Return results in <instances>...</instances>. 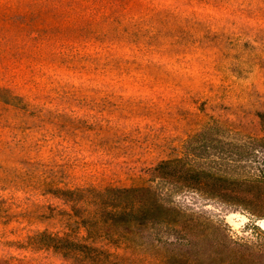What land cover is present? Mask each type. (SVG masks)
Listing matches in <instances>:
<instances>
[{"label": "rangeland", "instance_id": "obj_1", "mask_svg": "<svg viewBox=\"0 0 264 264\" xmlns=\"http://www.w3.org/2000/svg\"><path fill=\"white\" fill-rule=\"evenodd\" d=\"M261 218L264 0H0V264H264Z\"/></svg>", "mask_w": 264, "mask_h": 264}, {"label": "trees", "instance_id": "obj_2", "mask_svg": "<svg viewBox=\"0 0 264 264\" xmlns=\"http://www.w3.org/2000/svg\"><path fill=\"white\" fill-rule=\"evenodd\" d=\"M127 191H130V190H127ZM112 206H115V207H118V206H120V203L119 202H117V203H112L111 204ZM180 211V210H179ZM179 211L178 210H176L175 209V214H178L179 213ZM110 213H112V211H109ZM122 213H127V214H125V217H127L129 214H131L132 213V211H129V212H122ZM154 214L153 215H157V213H159V212H153ZM167 213H165V215H166ZM124 216H120V218H121V220H126V219H128V218H125ZM130 217V216H129ZM113 220H115V218L112 216L111 217ZM127 221V220H126ZM245 245L247 246H245L246 248H247V250H250V251H254V250H251L252 249V244H249V243H246L245 242ZM231 251H233V249L231 250ZM236 252V254L235 255H233L232 256V259H231V263L232 264H252L253 262H255L256 261V259H253L252 257H251V254L250 253H248V254H245L243 251H241V252H237V251H235Z\"/></svg>", "mask_w": 264, "mask_h": 264}, {"label": "water", "instance_id": "obj_3", "mask_svg": "<svg viewBox=\"0 0 264 264\" xmlns=\"http://www.w3.org/2000/svg\"><path fill=\"white\" fill-rule=\"evenodd\" d=\"M258 224L264 228V218L259 219Z\"/></svg>", "mask_w": 264, "mask_h": 264}]
</instances>
